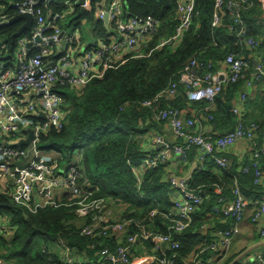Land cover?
<instances>
[{"label": "built area", "instance_id": "1", "mask_svg": "<svg viewBox=\"0 0 264 264\" xmlns=\"http://www.w3.org/2000/svg\"><path fill=\"white\" fill-rule=\"evenodd\" d=\"M48 1L52 2L23 0L16 6L19 15L34 17L35 26L30 38L18 43L19 59L12 66L14 75L6 71V65L11 60L5 61L0 49V193L10 195L17 206L31 215L48 209L74 210L82 221L79 231L82 237L126 239L114 252L107 253L98 262L82 261L74 255L75 251L69 244L60 239L56 243L58 248L46 254L51 262L52 256L57 257L52 264H174L180 258L181 249L175 234L180 235L193 225L195 214L210 199L207 187L191 190V178L178 183V177L171 178L169 175L176 196L172 199V211L160 213L159 209H155L141 219L119 220V211L114 203L97 196L84 179L80 169L82 150L74 153V160L66 162L63 154L55 150L44 151L39 143L42 134L50 129L61 131L64 128V100L55 91L56 87L82 90L93 80L102 79L109 70L125 64L128 58L149 57L153 51L175 45L192 28L198 16L197 0H177L175 13L179 24L174 35L161 40L147 55L143 51L156 39L162 24L152 16L125 18L124 0H114L112 4L104 2L97 6L95 19L103 23L110 36L82 51V33L79 30L68 33L62 26L65 19L62 15L46 16ZM80 1L75 6L82 11L91 10L93 0H85L82 5ZM243 6L252 5L249 0H216L213 27L222 25L226 13L233 17L236 24L243 25L239 13ZM106 17L107 24L104 22ZM0 20H6L1 16V9ZM240 35L244 37V28ZM244 44L252 50L259 46L252 38ZM250 70L249 59L229 56L213 72V64L193 57L177 80L171 81L153 99L140 103L142 108L153 112L154 123L167 125L172 130L176 141L168 143L164 135L156 134L153 145L160 148L151 153L144 146L143 159L137 164L129 162L139 193L142 192L148 171L160 167L168 171L186 166L190 163L191 153L195 155L193 165L196 171L205 170L211 159L220 169H228V151L241 142H247L252 150L250 163L241 169V173H252L254 184L264 187V133L259 125L247 122L244 112L233 109L232 113L238 119L232 131L211 135L201 126L203 122L209 125L214 123L216 100L227 84L245 80L239 97L242 103L248 102L250 91L264 83L262 67L249 74ZM181 88L190 104H202L204 107L189 112L173 106L172 103L181 95ZM32 90L35 93L26 103L25 97ZM163 103L165 107L161 108ZM41 114H45L47 120L41 118ZM29 130L33 131L34 140L27 146L19 147L20 141L28 139ZM218 194L221 192L218 191ZM232 195L234 200L229 202L222 197L220 205L209 212L210 217L213 215L223 221L233 219L232 227L216 229V239L198 246L183 258L184 264H220L221 260L211 261V253H220L223 257L228 254L233 239L241 233V223L250 205L237 180L233 184ZM259 199L255 203L258 210L252 222L260 225V236L264 239V223L260 224L261 220L264 221V195ZM158 217L170 222L168 233L155 231V219ZM130 228L135 232L129 234ZM15 231L6 219L2 220L0 236L12 238ZM201 231H211V223L204 221ZM139 244L145 247V252L137 255L136 247ZM0 264H6L1 257Z\"/></svg>", "mask_w": 264, "mask_h": 264}, {"label": "trees", "instance_id": "2", "mask_svg": "<svg viewBox=\"0 0 264 264\" xmlns=\"http://www.w3.org/2000/svg\"><path fill=\"white\" fill-rule=\"evenodd\" d=\"M22 1L0 0L1 16L6 17L8 21L17 17L19 13L16 6ZM77 1H48L45 14L46 16L62 15L67 18L65 25L68 23L69 26L71 22L74 24L78 21L79 25L75 30L80 32V28L85 27L81 21L85 19L99 37H109L110 34L103 23L95 20L94 12L99 4L104 2L112 4L114 0H93L90 11H82L75 6ZM249 1L251 7L243 6L244 9L239 10L243 25L236 24L233 17L226 13L222 25L213 27L216 0H197L198 16L192 28L175 45L153 51L149 57L128 58L125 64L109 70L102 79L93 80L82 90L68 86L56 87L55 91L64 100L66 114L64 128L61 131L50 129L42 134L40 148L44 151L60 152L66 162L74 160V153L79 149L82 150L80 169L84 179L93 187L97 196L114 203L119 211L120 220L141 219L155 209H159L160 213L172 211L175 191L170 178L165 181L169 174L163 167L148 171L142 192L139 193L136 189L129 162L137 164L143 159L145 156L143 140L149 131L158 127V124L152 121L153 112L142 108L140 103L153 99L171 81L177 80L193 57L213 64V72H216L219 65L229 56L249 59L251 65L249 74L257 68L255 61L264 69V4L263 0ZM124 7L125 18L152 16L162 24L156 39L144 49L146 55L161 40L174 35L179 24L175 13L177 0H124ZM4 21L0 20V23ZM22 22L0 28L2 42L0 49L3 54L11 55L17 49L19 39H14L13 36L22 28ZM243 28L245 35L241 37L240 32ZM23 37L30 38V33H25ZM249 38L259 43L255 50L245 46L244 43ZM244 83L245 80H241L235 84H227L217 98L220 112H216L214 118L217 122L220 119L221 123L226 125L228 132L234 129L236 120L229 110V103L222 102V98H226L227 102L235 98ZM257 88L260 89L261 95L248 100L247 107L250 110L248 122L259 125L264 133V83L258 84ZM180 94V97L172 103L173 106L185 108L192 105L187 101L182 88ZM195 105H198V108L204 107L202 104ZM164 107L163 103L161 108ZM35 121L40 120L35 119ZM194 157V153H191L190 160H194ZM262 167L264 170V160ZM206 168L203 171H196L190 185L191 190L207 187L210 199L195 214L193 225L186 232L175 234L181 249L180 258L176 259L174 264H184L183 258L204 243L202 241L205 236L200 230L202 219L210 208L220 205L219 200L222 197L229 202L234 200L232 187L235 180L243 191L256 194V201L264 195V187L254 184L252 173L243 175L232 169L225 172L229 168L222 170L218 167V170L225 175L224 182H221L212 174L211 165L208 171ZM223 185L226 186L225 191H228V194L224 191ZM220 187L223 189V195L218 194L221 198L216 195V188L220 189ZM212 196L214 202H217L211 207ZM4 219L16 229L12 238L0 236V257L6 261V264H52L57 257L52 256L51 262L41 251V247L52 246L60 239L69 244L75 251L76 257L84 256L89 261L98 262L107 252H114L125 239V237L121 240L82 237L79 234L82 221L78 219L74 210L48 209L37 215H31L17 206L10 195L0 193V223ZM169 226L168 220L162 217L155 219L156 232L166 234ZM128 232L132 234L135 229L130 228ZM232 261L233 257L225 264H231Z\"/></svg>", "mask_w": 264, "mask_h": 264}, {"label": "crops", "instance_id": "3", "mask_svg": "<svg viewBox=\"0 0 264 264\" xmlns=\"http://www.w3.org/2000/svg\"><path fill=\"white\" fill-rule=\"evenodd\" d=\"M263 4H264V0H263ZM94 18H95V16H94ZM5 21H8V20H5ZM81 23L84 24L85 27L88 26L87 21L85 19H83L81 21ZM22 24H23L22 25V27H23L25 22H22ZM78 25H79L78 21H75L74 24H73V22H71L70 26L68 25V23L65 25V22L64 23L62 22V26L67 32H68V30L74 31L78 27ZM92 32L96 34V39H91L88 36L82 35L81 51L84 48H88V47H91V46L97 44L101 39H103V37H99V35L93 29H92ZM31 33L32 32H30V34ZM22 39H24V37L20 38L19 41ZM1 44H2V42L0 41V45ZM6 54L4 53L5 56H7ZM12 57H13V55L9 59H12ZM4 60L9 61L7 59H4ZM255 62H256L255 63L256 67H260V64L257 61H255ZM13 64H14V62L10 61L6 65V71H8L10 73V75H14V73H13L14 70L12 68ZM1 72L2 71L0 70V73ZM260 95H261L260 89L255 88L252 91H250L249 98L253 99V98L260 96ZM222 102L229 103V110L231 113H232L233 109L244 112L245 113V120L248 122V116L250 114V110L247 107L248 102L246 104L242 103L241 99L239 97V94L238 95L236 94L235 98L233 97V99L230 100L229 102H227L226 98H222ZM195 104H197V103H195ZM195 104L189 105L188 107H185L182 109L185 111H189V112L193 109H197V110L200 109V108H198L199 106L195 105ZM216 112L217 113L220 112V106H219V104L217 105V100H216V104H215L214 114ZM233 116L235 117V120L237 121L238 118H236L235 115H233ZM201 126H202L203 130L206 131V133H211V135L225 134L226 132H228L225 128L226 125L221 123L220 119H218V122H217V119H215L214 123L211 125L203 122ZM155 128L156 129L149 131V133L145 136V139L143 140V143L146 146V149L148 148L147 149L148 152H151V153L157 151L160 148V146L154 147V145H153L156 134L164 135L166 138V141L168 143H174L176 141L172 130L167 125H158V127H155ZM251 154H252V150H251V147L248 145L247 142H241L239 145H236L234 148H231L228 151V155H227L229 158V161H230V165H229V169L225 172H229L232 169V171L236 170V172L239 174V172H241V169L245 165H248L250 163ZM209 165H211V169H213L211 171L212 174L216 178H218L221 182H224V180H225L224 173H222L220 170H218L219 168L217 167V165H215V163L212 159L208 163L206 171L209 170ZM192 167H194L193 160H190V163L186 166H182V167H179L177 169H175V168L169 169L168 174L171 176V178L172 177H178V178L186 179L190 175ZM195 173H197V172L194 169L191 178L195 175ZM169 175L165 178V181L169 180L168 179ZM223 189H224V191L226 190L225 185H223ZM223 189L221 187H220V189L216 188V192H217L216 195H218V191L222 193L221 195H223ZM225 192L228 194V191H225ZM243 193L245 195L246 200L250 203V205H249V207L246 208L245 218H244V221L241 223V233L238 237H235L233 239L231 246H230V249H229V252L226 256L223 257L222 254H220V253H211V256H209L211 258V261L217 262L218 260H221L220 264H225L227 260H229L233 257V261L231 263H233L235 260H237L238 263H236V264H264V239H262L260 236V225H256L252 222L253 215L258 210V205L255 204L257 202L256 201L257 195L250 192V191H245V190L243 191ZM221 195H218L219 198H221ZM174 196H173V198H174ZM213 196L211 197V207L213 205H215L217 202V201L214 202ZM210 210H212V209L211 208L209 209L208 213L202 219V223H201V224H203L204 221H208L209 223H211V231H208V232H202L201 231L205 236L204 240L202 241L204 243H202V244L209 243L210 241L212 242V240L216 239V229H230L233 225V219L223 221V219H220V218L215 217L213 215H211V217H210V215H209ZM119 220H120V217H119ZM262 223H264L263 220H261L260 224H262ZM200 230H201V228H200ZM123 238H121V239H123ZM121 239H118V240H121ZM202 244H200V245H202ZM200 245H198V246H200ZM143 252H145V247L143 245L139 244L136 247V254L140 255ZM79 257L82 261L84 259L88 260L84 256H79Z\"/></svg>", "mask_w": 264, "mask_h": 264}, {"label": "water", "instance_id": "4", "mask_svg": "<svg viewBox=\"0 0 264 264\" xmlns=\"http://www.w3.org/2000/svg\"><path fill=\"white\" fill-rule=\"evenodd\" d=\"M85 3V0H81L80 1V4H84ZM25 22L24 26L19 30V32L17 34H15L13 36L14 39H20L21 37H23L25 35V33H30L32 32L33 28H34V24H35V20H34V17L31 16V15H28V14H21V15H18L17 17L9 20V21H4L2 23H0V28L2 27H6V26H9V25H13L15 23H18V22ZM104 22L107 24L108 23V17L105 18ZM63 37V35H62ZM61 37V38H62ZM39 41V39H37V42ZM31 44L28 45V47H30ZM35 91L32 90L29 94L26 95L25 99H26V103L29 102V100L31 99V97L34 95ZM41 118L47 120V117L45 114H41L40 115ZM29 133V137L27 140H22L20 141L19 143V147H24V146H27L28 144H30L33 140H34V133L32 130H29L28 131ZM21 166V165H20ZM23 167V166H22ZM195 169V166L192 167L191 169V172H190V175L188 176V178H191L192 174H193V171ZM182 178H178L177 181L178 183L181 182ZM27 216V215H26ZM238 263L237 260H235L233 263L231 264H236Z\"/></svg>", "mask_w": 264, "mask_h": 264}, {"label": "rangeland", "instance_id": "5", "mask_svg": "<svg viewBox=\"0 0 264 264\" xmlns=\"http://www.w3.org/2000/svg\"><path fill=\"white\" fill-rule=\"evenodd\" d=\"M66 20H67V18L63 20V23H64ZM92 29H93V28H92V25H91V24H89L87 27H81V28H80L82 34H84L85 36L90 37L91 39H96V34L92 32ZM68 32H72V31H69V30H68ZM6 55H7V56H5V55L3 54V58H4V59L11 60L12 62L15 63V62H17L18 59H19V57H18V56H19V49H16L15 52H13L11 55H10V53H7ZM12 55H13L12 59H9V58H11ZM10 183H11V180H10ZM10 190L13 191V188L11 187ZM56 243H57V242H56ZM56 243H55L54 245H56ZM54 245H52V246L44 245V246L41 247V251H42L45 255L48 254V253H50V252H53V251H55V250L58 248L57 245H56V246H54ZM5 263H6V261H5Z\"/></svg>", "mask_w": 264, "mask_h": 264}]
</instances>
